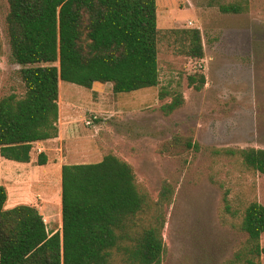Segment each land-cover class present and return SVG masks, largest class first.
<instances>
[{"label": "rangeland", "instance_id": "1", "mask_svg": "<svg viewBox=\"0 0 264 264\" xmlns=\"http://www.w3.org/2000/svg\"><path fill=\"white\" fill-rule=\"evenodd\" d=\"M239 1L244 0H157L156 87L114 93L110 83L88 88L61 81L58 137L35 143L33 161L24 166L0 153L7 206L35 205L48 230L61 231L62 166L96 163L113 153L134 166L150 197L151 210L138 216L145 218L143 225L154 214L164 182L173 186L172 200L163 206V264H248L241 223L252 201L264 204V175L239 156L217 152L264 148V0H248L243 13L220 10ZM8 13L9 1L0 0V99L25 92L22 66L12 59ZM193 29L201 31L204 43L200 62L187 53ZM200 74L206 84L190 86L189 76ZM176 86L185 104L166 115L162 106L171 98L161 93ZM41 152L45 165L38 164ZM255 264H264V253Z\"/></svg>", "mask_w": 264, "mask_h": 264}, {"label": "trees", "instance_id": "2", "mask_svg": "<svg viewBox=\"0 0 264 264\" xmlns=\"http://www.w3.org/2000/svg\"><path fill=\"white\" fill-rule=\"evenodd\" d=\"M12 59L22 66L23 95L0 99V153L29 163L34 144L59 135L60 82L91 88L112 84L114 93L156 87L160 83L157 0H8ZM246 1V2H245ZM248 0L221 4L223 13L247 12ZM188 56L204 59L199 29H193ZM0 40V56H1ZM201 89L204 74L191 75ZM166 115L186 101L180 87L166 88ZM191 145V144H189ZM264 175V148H223ZM41 152L38 164L45 165ZM173 186L164 182L148 223L139 215L151 210L150 197L138 184L134 166L109 153L96 163L62 166V230L50 233L32 204L8 208V191L0 185V264H163L167 250L163 206ZM241 229L247 233L248 264L264 247V204L252 201Z\"/></svg>", "mask_w": 264, "mask_h": 264}, {"label": "crops", "instance_id": "3", "mask_svg": "<svg viewBox=\"0 0 264 264\" xmlns=\"http://www.w3.org/2000/svg\"><path fill=\"white\" fill-rule=\"evenodd\" d=\"M41 142H38V144H40ZM33 161V157L31 158V161L29 162V163H31ZM29 163H25V164H21V165H26V164H29ZM3 185V184H2ZM4 186H6V188H7V190L9 191V185H8V183H4ZM19 195H20V193L18 194V196L16 197V199H18V197H19ZM16 206V205H15ZM14 207V206H13ZM9 208V207H8ZM11 208V207H10ZM56 212L58 213V216H56V217H58V218H60V215H59V211L58 210H56ZM49 231V230H48ZM50 232V231H49ZM54 232V231H53ZM53 232H50V233H53Z\"/></svg>", "mask_w": 264, "mask_h": 264}, {"label": "built area", "instance_id": "4", "mask_svg": "<svg viewBox=\"0 0 264 264\" xmlns=\"http://www.w3.org/2000/svg\"><path fill=\"white\" fill-rule=\"evenodd\" d=\"M88 123H90V122H88Z\"/></svg>", "mask_w": 264, "mask_h": 264}]
</instances>
